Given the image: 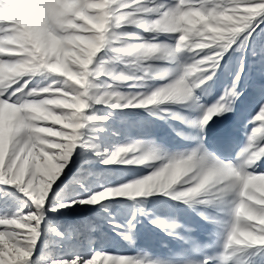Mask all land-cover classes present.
<instances>
[{
  "label": "snow or ice",
  "instance_id": "1",
  "mask_svg": "<svg viewBox=\"0 0 264 264\" xmlns=\"http://www.w3.org/2000/svg\"><path fill=\"white\" fill-rule=\"evenodd\" d=\"M262 130L264 0H0V264H264Z\"/></svg>",
  "mask_w": 264,
  "mask_h": 264
},
{
  "label": "rangeland",
  "instance_id": "2",
  "mask_svg": "<svg viewBox=\"0 0 264 264\" xmlns=\"http://www.w3.org/2000/svg\"><path fill=\"white\" fill-rule=\"evenodd\" d=\"M225 77L222 75L221 80H223ZM211 97H209V100ZM136 112H139V110H136ZM139 115L143 116L146 120L151 119L153 126L151 128V135L148 136V139L156 140L157 142H163L165 144H173V143H180L170 132V129L168 128L167 124L164 121L161 120H155V118H149L146 113L139 112ZM234 117L231 113L226 114L222 118H216L215 123L211 124V128L209 131V138L212 139L215 135H217L225 125L229 124ZM138 121V117L135 114V112L129 117V122L134 128L140 127ZM169 123H176L174 121H169ZM254 126L259 128L260 122L254 121ZM177 126H180L177 124ZM264 135V130L258 131L256 133V139L259 140L261 136ZM236 140L238 143H236L234 146H224L215 143L213 141V144L210 145L212 147H217L219 150L227 156L234 155L235 151L238 150L243 145V136L239 133L236 135ZM264 146V145H262ZM262 167H264V162H262ZM154 201H157L155 203V207L157 209V214L161 216H169L174 214H179L181 216V219L184 218V213L187 212V209L183 205H178L176 208H172L168 203L164 202V198H153ZM151 207V205L149 206ZM90 210L88 209H82L79 213H71L70 215L76 216V215H82ZM114 214L117 218V220H123L129 213L130 209L126 207H122L120 205H117L114 208ZM61 223H70L71 221H65L61 220ZM136 234H137V246L142 248H147L153 252L160 253L164 249L162 247V243L164 241H169L170 238L165 237L163 233H161L158 229H155L148 221L147 219L141 217L140 223L136 226ZM114 235V234H113ZM86 241H82V239L77 236L76 243H81ZM109 247L118 250V251H129L130 249L127 248L126 245L122 241L114 240L111 242ZM102 264V262H101Z\"/></svg>",
  "mask_w": 264,
  "mask_h": 264
}]
</instances>
